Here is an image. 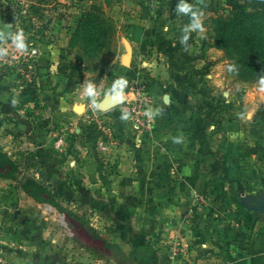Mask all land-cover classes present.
<instances>
[{"label":"crops","instance_id":"obj_1","mask_svg":"<svg viewBox=\"0 0 264 264\" xmlns=\"http://www.w3.org/2000/svg\"><path fill=\"white\" fill-rule=\"evenodd\" d=\"M118 62L131 102L132 48ZM156 62L142 60L157 95L151 127L108 113L115 157L90 138L82 149L65 144L39 122V184L67 209L0 178V264H264V130L233 122L210 133L189 106V84ZM2 84L0 110L10 104Z\"/></svg>","mask_w":264,"mask_h":264},{"label":"rangeland","instance_id":"obj_2","mask_svg":"<svg viewBox=\"0 0 264 264\" xmlns=\"http://www.w3.org/2000/svg\"><path fill=\"white\" fill-rule=\"evenodd\" d=\"M180 2L0 0V81L5 87L3 98L10 102L0 110V151L17 164L12 182H3V187L27 186L39 198V122L41 129L56 132L55 138L77 149L89 144L90 138L98 154L111 158L115 154L102 149L100 142L114 149L121 141L109 111L120 109L136 129H149L156 93L154 76L142 66L143 59L158 61L178 81L189 84V106L210 133L234 122L258 137L264 130V78L249 77L237 67L219 40L216 21L227 19L234 10H253L242 0H187L200 14L202 30H193L191 17L177 10ZM91 10L111 22L113 30L106 45L96 44L89 54L84 40L73 41V34L81 15ZM18 33L23 34V49L13 42ZM185 35L187 41L181 43ZM28 46L37 48L40 55L25 59ZM130 48L138 78L129 86L136 98L128 102L119 93L128 89L117 76V64ZM89 86L93 95L88 94ZM115 96L120 103L103 110L102 103ZM51 112H70L75 123L64 116L52 122ZM137 117L142 121L138 128ZM42 187L47 192L43 196H50L51 188ZM55 203L58 210L67 209V201ZM72 220L64 217L68 224ZM78 230L85 231L83 227Z\"/></svg>","mask_w":264,"mask_h":264},{"label":"trees","instance_id":"obj_3","mask_svg":"<svg viewBox=\"0 0 264 264\" xmlns=\"http://www.w3.org/2000/svg\"><path fill=\"white\" fill-rule=\"evenodd\" d=\"M242 1L253 11L234 10L227 19L216 20L217 33L221 44L245 75L264 78V0ZM112 30V23L101 14L93 10L86 11L78 20L73 41L83 39L85 49L90 54L97 48L96 44L106 45L105 40L109 41ZM16 168L17 164L8 154L0 151V177L14 178L11 173ZM25 187L26 192L37 201L48 200L56 204L54 200L43 196L47 192L41 184L38 187L39 198L34 191Z\"/></svg>","mask_w":264,"mask_h":264},{"label":"clouds","instance_id":"obj_4","mask_svg":"<svg viewBox=\"0 0 264 264\" xmlns=\"http://www.w3.org/2000/svg\"><path fill=\"white\" fill-rule=\"evenodd\" d=\"M177 10L180 13L185 15H189L191 17V29L193 30H202L200 24V14L192 8V6L187 2V0H181V2L177 5ZM188 29L186 28L185 31ZM187 35L181 38V43H186ZM13 42L17 45V47L23 49L24 48V41H23V34L18 33L15 37H13ZM264 83V81H262ZM88 94L93 95V89L91 86L88 88Z\"/></svg>","mask_w":264,"mask_h":264},{"label":"built area","instance_id":"obj_5","mask_svg":"<svg viewBox=\"0 0 264 264\" xmlns=\"http://www.w3.org/2000/svg\"><path fill=\"white\" fill-rule=\"evenodd\" d=\"M38 53H39V50L37 48L32 47V46H28L24 50V58L26 59V58L34 57V56L38 55ZM39 55H40V53H39ZM135 120H136L135 126L138 128L142 123L141 118L137 117ZM100 145H101L102 149H106V148L109 149V147L106 146L104 144V142H100Z\"/></svg>","mask_w":264,"mask_h":264},{"label":"water","instance_id":"obj_6","mask_svg":"<svg viewBox=\"0 0 264 264\" xmlns=\"http://www.w3.org/2000/svg\"><path fill=\"white\" fill-rule=\"evenodd\" d=\"M4 33H7V29H3ZM121 99L118 96L115 97H111L109 99H107L106 101H104L101 105V108L103 110H108V109H112L114 108L116 105H118L120 103ZM75 110L80 111V108L75 106L74 107Z\"/></svg>","mask_w":264,"mask_h":264}]
</instances>
